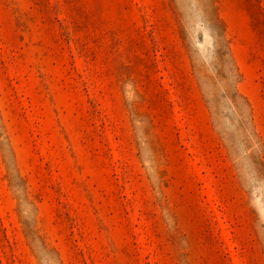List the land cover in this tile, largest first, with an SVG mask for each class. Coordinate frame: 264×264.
Here are the masks:
<instances>
[{"label":"rangeland","instance_id":"rangeland-1","mask_svg":"<svg viewBox=\"0 0 264 264\" xmlns=\"http://www.w3.org/2000/svg\"><path fill=\"white\" fill-rule=\"evenodd\" d=\"M0 264H264V0H0Z\"/></svg>","mask_w":264,"mask_h":264}]
</instances>
